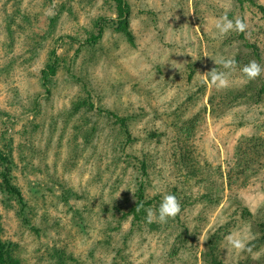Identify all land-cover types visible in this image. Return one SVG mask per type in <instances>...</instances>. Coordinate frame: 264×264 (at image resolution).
Masks as SVG:
<instances>
[{"label":"rangeland","instance_id":"rangeland-1","mask_svg":"<svg viewBox=\"0 0 264 264\" xmlns=\"http://www.w3.org/2000/svg\"><path fill=\"white\" fill-rule=\"evenodd\" d=\"M109 1L0 0V149L4 145L10 149L14 181L29 205L30 224L2 202V194L0 213L3 238L17 244L23 264H56V257L50 255L54 249H63L70 264H116L114 257L129 227V221H121L118 229L110 231V243H104L107 221L112 219L108 209L116 202L123 208L134 201V188L125 175L112 189L122 166L113 162L112 134L105 119L70 114L71 104L85 94L84 89L91 91L96 106L120 112L126 107L144 109L132 125L141 137L146 129L162 133L157 141H138L133 146L150 154L156 165L146 187L147 195L153 196L177 181L169 173L173 131L166 123L168 114L203 85V100L190 105L188 115L207 103L215 87L206 73L215 65L213 58L238 51L222 46L225 35L215 29L222 14L234 8L232 0H202L199 12L194 11L193 0H127L134 44L105 28L96 44L81 45L94 18L114 16ZM256 26L252 29L257 30ZM261 43L264 47V38ZM52 49L63 61L46 92L39 76ZM205 79L208 84L202 83ZM229 81L238 86L244 79L233 72ZM87 116L98 123L89 140L84 138ZM254 132L264 135V99L257 105H237L217 118L207 113L195 144L204 161L225 171L232 164L238 139ZM221 194L220 203L206 211L197 249L179 253L168 264H202L206 237L232 216L238 223L228 235L247 236L250 242L259 235L258 222H264V168L232 192L224 178ZM238 202L247 206L249 216L241 218L240 209H234ZM200 208L196 204L187 212L190 226ZM178 231L143 230L132 236L124 252L132 264H165ZM254 255L259 259H253ZM223 258L226 264L247 258L252 264L264 262V246L253 248L252 253H237L225 238Z\"/></svg>","mask_w":264,"mask_h":264},{"label":"trees","instance_id":"trees-1","mask_svg":"<svg viewBox=\"0 0 264 264\" xmlns=\"http://www.w3.org/2000/svg\"><path fill=\"white\" fill-rule=\"evenodd\" d=\"M201 1L193 0L195 12L200 11L199 4ZM232 1L234 8L226 12L228 18L239 17L247 23L248 28L246 33L229 32L224 36L221 44L222 46L237 47L238 51L235 54L232 56L227 55L224 58H235L237 65L231 74L238 72L243 77L244 82L238 86L230 85L228 88L221 90L213 87L208 94L207 103H202L195 113L188 115L190 105L194 104V102L196 103L197 99L200 100L202 98L203 100L205 94L203 85L202 88L196 90L193 94H189L182 105L175 108L171 114H168L167 117L169 118L166 123L172 127L173 131L170 150L168 151V158L170 159L169 173L172 172L173 178L175 177L177 181L170 183L172 179L169 178L170 184L165 191L153 196L147 195L146 187L151 180L150 170L156 165H154L150 154L137 152L133 147L138 141L143 144L157 141L158 135L162 134L155 129H146L141 137L132 130V125L139 121V117L144 115V109L134 111L131 110L132 108L126 107L120 112L104 105L96 106L93 102L94 96L87 89H84L85 94L83 96H78L71 104V115L102 117L107 122V126H109L112 134L109 147L113 153V162L118 161L122 166L121 171L114 180L112 189L119 185L121 177L125 175L133 183V197H135V200L124 204L123 208L116 202L108 209V211L112 212V219L107 221L106 240L103 238L104 243H110V231L118 229L121 221H129V227L121 238L122 246L117 250V255L114 257L116 264H132L124 249L134 234H139V232L146 229L148 232L164 230L168 233L179 230L174 236L165 264L173 263L174 257L179 253L197 249L198 236L203 229L201 223L205 220L206 211L220 203L224 178L229 192H232L236 188L246 186L251 177L257 175L264 168L263 134L254 132L248 136H241L232 151V164L228 165L225 171H222L220 166L214 167L204 161L195 144L197 131L207 113L213 118H217L223 116L237 105H257L264 99V77L262 73L256 79L248 80L241 71L242 67L252 60H256L264 68V47L261 43V39L264 38V2L261 3L258 0ZM108 6L113 11L114 16L104 14L94 18L91 28L89 30L85 29L86 36L81 45L92 46L96 44L101 39L105 28L112 29L122 35L128 42L134 44V36L130 28L131 7L129 1L110 0ZM246 12H249L251 16L246 17ZM224 14L225 12L222 15ZM254 17L258 18L257 21H254ZM258 22L260 23L257 24ZM252 25H257V30H253ZM77 51L78 48L76 49ZM61 61H63V58L60 54H56L54 49L49 51L48 58L44 67L40 70L39 76L40 84L45 88L46 92L50 91L49 83L52 77L56 75L59 66H61ZM214 67H217V70L225 71L220 65L215 64ZM190 75L189 78L191 77ZM208 79L210 80V77ZM89 121H91L90 124L87 123ZM96 121L97 119L93 121L88 116L83 121L86 125V135L84 136L86 140H89L94 135L96 125H98ZM83 123L81 122V124ZM81 124L78 127H81ZM3 147L0 149V194L3 196L2 202L14 208L16 215L23 222L30 224V219L26 216L29 205L21 189L14 181L13 170L15 164L11 157L10 149L6 150L7 145ZM129 167L130 171L127 172ZM155 170L160 171L158 168H155ZM200 188H203L204 191L200 192ZM169 193L174 194L180 201L181 212L174 219L169 218L166 223H148L146 210L151 208L158 215L159 204L163 196ZM229 195L231 196L232 194ZM196 204H201V208L198 211L196 222L190 226L186 218L187 212ZM240 204L238 202L234 209H240L241 218L249 216L250 211L247 206ZM137 205H143V207L136 211ZM104 209L107 208L105 207ZM237 223L238 218L232 216V218L208 234L203 242L202 264H226L223 258L224 240ZM258 227L259 235L255 236L250 242L252 249L264 246V222H258ZM34 230L37 231L35 228ZM17 248L18 246L15 242L3 238L0 213V264H23L22 258L17 254ZM50 255L56 257V264H70L67 262L68 258H66L67 256H65L63 249H54L53 254ZM69 257V259L75 260L72 256ZM237 264L252 263L251 259L247 258L238 261ZM256 264H264V262Z\"/></svg>","mask_w":264,"mask_h":264},{"label":"clouds","instance_id":"clouds-1","mask_svg":"<svg viewBox=\"0 0 264 264\" xmlns=\"http://www.w3.org/2000/svg\"><path fill=\"white\" fill-rule=\"evenodd\" d=\"M247 28L248 25L243 19L239 17L229 19L226 12L215 22V29L221 36L227 35L229 32L246 33ZM213 60L216 65L222 66L225 71L217 70V67H214L210 71L206 72L208 77H210V83L218 90L226 89L230 86L229 75L236 68L237 62L234 57H222L219 59L213 58ZM173 66L178 68L176 65ZM241 71L248 80H253L264 72V68H262L256 60H252L248 64L244 65ZM202 83L208 84L209 80L205 79ZM142 207L143 205H137L135 210L139 211ZM146 212V219L148 223H166L169 218L174 219L181 212V204L174 194L169 193L163 196V199L159 204L158 215L154 213L151 208L147 209ZM226 240L229 247L237 253H252L250 240L247 236L232 234L228 235ZM253 259H259V255H254Z\"/></svg>","mask_w":264,"mask_h":264}]
</instances>
